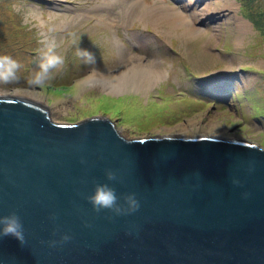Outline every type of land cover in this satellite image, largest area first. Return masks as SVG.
<instances>
[{
	"label": "water",
	"instance_id": "water-1",
	"mask_svg": "<svg viewBox=\"0 0 264 264\" xmlns=\"http://www.w3.org/2000/svg\"><path fill=\"white\" fill-rule=\"evenodd\" d=\"M94 183L135 194L138 211L94 212ZM10 212L26 242L0 238V264H264V146L54 119L47 103L0 96V216Z\"/></svg>",
	"mask_w": 264,
	"mask_h": 264
},
{
	"label": "rangeland",
	"instance_id": "rangeland-1",
	"mask_svg": "<svg viewBox=\"0 0 264 264\" xmlns=\"http://www.w3.org/2000/svg\"><path fill=\"white\" fill-rule=\"evenodd\" d=\"M49 45L64 64L43 88L30 86ZM0 55L21 64L0 96L38 95L49 118L103 116L118 131L264 146V0H0ZM141 62L161 76L139 92L79 86ZM204 87L215 92L199 93Z\"/></svg>",
	"mask_w": 264,
	"mask_h": 264
},
{
	"label": "clouds",
	"instance_id": "clouds-1",
	"mask_svg": "<svg viewBox=\"0 0 264 264\" xmlns=\"http://www.w3.org/2000/svg\"><path fill=\"white\" fill-rule=\"evenodd\" d=\"M77 55L85 63H95V56L86 49L77 48ZM64 64V57L55 52L54 45H49L40 53L36 68L27 77V84L36 88H43L47 81L53 78V70L59 69ZM21 64L9 55H0V83L10 84L18 81L17 75ZM105 179L109 182L116 181L117 175L111 170H106ZM238 183L237 181H233ZM92 210L96 213L107 210L116 216L130 215L138 211L140 204L135 194L129 193L117 196L114 187L107 183H94L92 194L86 197ZM11 236L25 244L24 227L20 217L15 212L0 216V238ZM70 240L67 235L61 236L59 241H50L49 246H56Z\"/></svg>",
	"mask_w": 264,
	"mask_h": 264
},
{
	"label": "bare ground",
	"instance_id": "bare-ground-1",
	"mask_svg": "<svg viewBox=\"0 0 264 264\" xmlns=\"http://www.w3.org/2000/svg\"><path fill=\"white\" fill-rule=\"evenodd\" d=\"M175 17H174V19H175L174 23H176V22L177 23H182V21L179 20L178 17H176V18ZM109 23H111V22H109ZM141 63H138V64L132 63L128 67L127 70L125 69V70L119 71L116 74V76L114 74V77L111 76V75L110 76H107V75L102 76L101 75L99 77L97 76L98 78L91 77V78L85 79L84 81H82L79 84V86L95 85V86H98V87L102 88L103 91H106V92H109V93L110 92L111 93H117V92L122 91V89H130V90H134V91L139 92L142 89L147 88V86L151 83V80L154 81L157 78H159V76H161V72L159 71L160 69L157 70V69H155L154 66H151V65H148V64H145V63L141 64ZM150 87H152V86H150ZM1 96H8V97H13V98H21V99H25V100H29V101L40 102L39 101L40 97H38V95L34 96L33 94H27L26 96H24V95H21L18 91H14L11 94L1 95ZM110 103H111V106L114 109H116V110L118 109V107L113 105L112 102H110ZM51 110H53V108ZM55 114H56V111H55ZM197 133H198L197 131L191 132V134H197ZM183 134H185V133H183ZM170 136H175V134L174 135H170ZM179 136L182 137L181 134ZM234 140H236V139H234Z\"/></svg>",
	"mask_w": 264,
	"mask_h": 264
},
{
	"label": "trees",
	"instance_id": "trees-1",
	"mask_svg": "<svg viewBox=\"0 0 264 264\" xmlns=\"http://www.w3.org/2000/svg\"><path fill=\"white\" fill-rule=\"evenodd\" d=\"M238 1H241V0H238Z\"/></svg>",
	"mask_w": 264,
	"mask_h": 264
}]
</instances>
